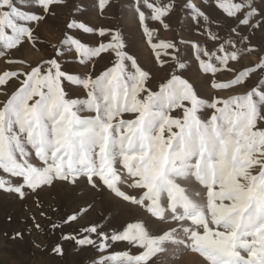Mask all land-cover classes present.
Instances as JSON below:
<instances>
[{
    "label": "snow or ice",
    "instance_id": "6c2138e0",
    "mask_svg": "<svg viewBox=\"0 0 264 264\" xmlns=\"http://www.w3.org/2000/svg\"><path fill=\"white\" fill-rule=\"evenodd\" d=\"M69 0H0V57L25 44L35 48L38 29ZM264 0H218L232 23L213 31V21L195 2L183 8L203 27L206 43L190 41L192 57L211 92L202 96L184 76L185 59L175 41L155 39L176 9L175 0H132L153 64L164 76L151 87L153 73L127 50L116 26H93L74 7L55 44L54 55L34 65L5 59L24 69L0 70V193L28 209L25 229L3 231L6 240L45 233L37 219L48 220L53 233L78 220L73 212L51 221L39 194L57 183L73 188L85 182L91 191L107 190L144 211L110 234L98 223L79 232H61L45 246L63 258L65 242L80 251L94 250L86 264H168L182 251L200 264H264ZM114 0H93L105 18ZM81 15L83 12L81 11ZM217 27L219 25L217 24ZM259 43H253L256 33ZM90 35L94 42H85ZM68 55L85 71L62 66ZM110 57V66L95 73V61ZM254 57L242 63L243 58ZM229 74L221 80L218 73ZM13 79L19 86L5 91ZM82 90L69 98L65 83ZM229 92L221 96L219 92ZM175 113V114H174ZM125 115L129 118L125 119ZM131 190V191H129ZM135 193V194H133ZM92 207L80 208L87 213ZM55 211V209H52ZM13 222V215H6ZM31 223H27L28 221ZM155 221L166 227L150 230ZM110 242H127L137 252L108 253ZM40 249V243L33 241Z\"/></svg>",
    "mask_w": 264,
    "mask_h": 264
},
{
    "label": "rangeland",
    "instance_id": "374dc122",
    "mask_svg": "<svg viewBox=\"0 0 264 264\" xmlns=\"http://www.w3.org/2000/svg\"><path fill=\"white\" fill-rule=\"evenodd\" d=\"M195 2L214 22L212 26L213 31H221L222 34L227 32L228 26L232 22L217 7L218 0H195ZM131 3L132 0H114V7L109 9L105 18H101L93 8V0H69L67 7L54 8L53 11L56 12V16H50L47 23L40 25L38 34L41 39L37 46L33 48L25 44L18 51H12L7 53L5 57H0V70L24 69V65L19 63L6 64L4 62L5 59H23L34 65L39 60L48 59L54 55L53 48L49 47V43L55 44L57 42V38L64 29L66 21L71 18L69 13L74 7L78 6L74 14L78 18L86 20L90 25L97 27L116 25L123 32L128 52L135 55L138 62L144 68L152 71L154 78L151 81V87L153 90H156V86L164 76V72L160 71L153 64L149 45L142 35V29L139 26L138 20L131 11ZM184 3L185 0H175L176 9L166 21L170 25L168 29H164L157 22L148 21V23L150 27L158 29L157 32L153 33L155 39L171 40L177 43L181 56L187 64L184 76L198 88L202 96H208L211 90L205 83V77L192 57V49L188 44L181 43V41H197L201 42V46H204L206 43L209 48L212 47L213 42L205 35H202L203 27L197 25L191 19L190 14L183 8ZM256 3L259 5L260 0H256ZM81 11L83 15H81ZM217 24L219 27H217ZM81 38L85 42L95 41V38L90 35H82ZM259 41L260 33L257 32L253 43H259ZM65 59L68 60V63H64L63 60L61 61L65 71L72 73L85 71L82 66L75 62L72 55H68ZM249 59H254V57L245 56L241 62L246 64ZM108 66H110L109 56L104 55L102 58H98L95 61L94 74H99ZM217 76L221 80L230 78L229 74L223 72L218 73ZM18 86L19 81L13 79L7 84L5 91L11 93ZM65 88L69 94V98H83L81 89L69 86L67 82L65 83ZM217 94L227 96L231 93L225 91ZM5 99L6 96L0 94V104ZM124 118L127 119L129 117L125 115ZM33 199L30 197L25 201L27 205V208H25L19 202L0 193V264H86L87 257L92 255L94 251L92 249L80 251L74 247L73 242H65V256L60 258L50 254V250L46 249L45 246L51 240L58 238L61 232H79L82 227H87L90 223H98L102 227L107 225L105 231L110 234L112 230L120 229L123 225L132 222L134 219H148L142 209L123 202L107 190L93 192L85 187L83 180L80 182L79 187L76 188L57 183L54 188L46 189L39 194V199L43 202L44 209L47 211L51 221L57 224L61 223V217H66L73 212L78 213V220L68 225H62L59 230L53 233L47 228L49 221L37 216L40 223L45 226V233L33 232L31 235L25 234L22 241L6 240L2 235L3 231L7 230L11 232L26 228V224L22 221L29 214L28 209H31L33 212L36 211ZM89 204L92 207L87 210L86 214L79 213L78 210L80 208H87ZM52 209H55V211ZM7 214L13 215V222L11 224L7 222ZM27 223H31V221L29 220ZM148 227L150 230L156 231L166 227V225L150 221ZM33 241L40 243L42 247L40 249L34 247ZM123 251H130L132 254H135L137 249L127 245V242H110V248L106 255ZM168 264H200V258L189 251H182L177 258L169 260Z\"/></svg>",
    "mask_w": 264,
    "mask_h": 264
}]
</instances>
